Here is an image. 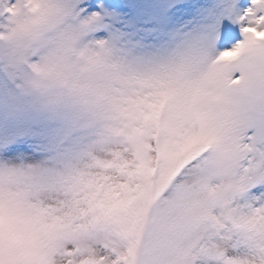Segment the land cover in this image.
Listing matches in <instances>:
<instances>
[{
    "label": "snow or ice",
    "instance_id": "6c2138e0",
    "mask_svg": "<svg viewBox=\"0 0 264 264\" xmlns=\"http://www.w3.org/2000/svg\"><path fill=\"white\" fill-rule=\"evenodd\" d=\"M0 264H264V0H0Z\"/></svg>",
    "mask_w": 264,
    "mask_h": 264
}]
</instances>
